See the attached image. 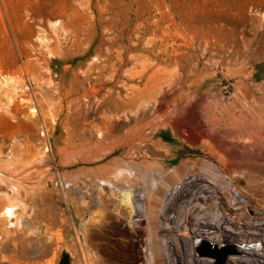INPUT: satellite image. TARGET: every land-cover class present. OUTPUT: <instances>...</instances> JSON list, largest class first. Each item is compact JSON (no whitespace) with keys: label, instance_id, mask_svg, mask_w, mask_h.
<instances>
[{"label":"rangeland","instance_id":"rangeland-1","mask_svg":"<svg viewBox=\"0 0 264 264\" xmlns=\"http://www.w3.org/2000/svg\"><path fill=\"white\" fill-rule=\"evenodd\" d=\"M163 93L183 99L133 100ZM157 114L146 144H117ZM221 146L225 162L264 173V0H0V264H62L64 254L70 264H165L146 244L153 228L180 254L183 232L161 229L174 226L167 215L190 231L196 257L238 255L232 238L199 235L217 231L204 223L212 217L184 221L190 206L215 214L223 189L254 202L218 165ZM195 166L216 170L221 187L207 177L199 198L165 209ZM162 172L174 180L158 191ZM256 205L242 210L261 221ZM250 230L263 233L257 248L264 231Z\"/></svg>","mask_w":264,"mask_h":264},{"label":"bare ground","instance_id":"bare-ground-1","mask_svg":"<svg viewBox=\"0 0 264 264\" xmlns=\"http://www.w3.org/2000/svg\"><path fill=\"white\" fill-rule=\"evenodd\" d=\"M182 99L183 97L181 95L165 94V93L160 94V95L154 94V95H147V96L145 95L144 96L143 95L133 96V100H137L138 102L141 100L148 104L149 103L155 104L156 102H159V101H165L167 103H173V102L175 103L177 101H181ZM161 116L162 114H159V115L157 114L156 116L152 117L151 119L145 122H140L139 120H136L135 123L131 124V126L125 130V134L121 137V140L117 142V144L119 143L118 145L120 144L127 145L133 142L141 143L144 141L146 144V142H148L151 139V135H150L151 131L148 129L150 127V124L152 122H157L161 120L162 119L160 118ZM131 118H134V116H132ZM112 138L113 137L111 138L109 137L108 139H106V137L103 138L102 135H100L98 137V142H101V141L107 142V141H110ZM226 148H227L226 146H221V147L216 148L214 151V155H216V158L218 160V165L220 166L223 173L225 172L230 177V181L234 184L237 193L243 194V192L245 191H249L251 194L253 193L254 195H251V194L250 195L252 196V199L254 202H252V204H246V203L244 204L242 202H238L237 197L234 195V193L228 192L227 190L223 189L224 191L223 197L226 202H222L215 207L216 209L215 214H212L210 211H200L198 206H194V208L190 206L188 213L185 212L184 221L188 222L189 217H194L195 213L202 214V217L204 218L212 217L214 221L207 220L204 222L199 219L193 221V222H197L196 224H198V222L201 221V222H204L205 225L208 226L209 228L217 229V231H209L207 232V234L202 232L199 235H201L202 237L204 235L207 237H212L211 238L212 241L213 240L215 241L214 239L215 237L217 239H220L221 237H230L233 239L232 241L239 243L237 250L240 251L241 253H239L238 255L233 254V253L230 256L227 255V264H231L230 262H233L235 264H264V241L261 242V244H259L257 248L255 247L256 244L259 243L258 241H260L259 235H263V233L250 230V228H253V229L255 228V230L258 229V230L264 231V216L263 215L261 216L262 218L261 221H252L254 218L258 217V215H254L255 209L257 208L256 203H259L261 206H264V173L260 174V173H257L258 171L255 172L256 169H254L255 168L254 164L241 166V165H238L233 160L229 162H225ZM144 154L146 155V151H144ZM212 169L213 168L206 169V170L204 169L203 171H201L199 167H196V166L193 169H191L190 172L192 174H189L191 175L190 179L180 182L179 187L176 188V190L172 193V197L169 198V201L166 203L164 208L170 209L171 204L174 201L175 203H178L177 204L178 206L174 208V211L178 212L180 210L179 207L183 203L189 202V198H188L189 196H191L194 199L199 198L198 193L202 190L207 189V186H204L201 184L202 181L204 180L209 181L207 180V177L211 178L212 181H214L212 183L214 184L215 189L218 190V188L221 187V183L223 180L219 175L214 173L216 170L212 171ZM198 173H200L204 177H198L197 176ZM237 173L242 174L243 177L239 178L238 176H236L238 175ZM114 175L117 176V173H114ZM160 177L161 178L158 181L156 187H154V188H158V191H159V188H161V184H163V182L166 181L167 183H172L171 181L174 180V177H172L171 174L166 173V172H162ZM195 188L197 189L196 194L194 192ZM120 193L122 195V202L128 205L130 211H133L136 213L137 212L136 206H134L130 202V199L132 198L133 200L134 196L130 192L124 191V190H121ZM135 198H138L140 200V199H145L146 196L143 195L141 197L140 194H137L135 195ZM232 202H233L234 207H230V205L228 204ZM146 206L148 208L158 207V198L156 196H152L150 200L149 199L147 200ZM192 208L194 210H192ZM246 208H251L252 211H254V213H249V212H245L244 210H242ZM227 209L230 210V213H231L230 215H233V218L236 220L228 219L226 212H225V210ZM148 212L149 211H147V217L150 219L151 217L148 216ZM165 218L169 219L174 224V226H171V227L162 226L161 229L162 228L169 229L170 231H176V232L180 230L183 232L182 233L184 236L182 238L183 243H181L180 248L177 249L180 252V254L179 253L176 254V252L174 251V248L171 246L172 242L169 239L170 236H167V234H163V239L165 240V243H162L160 241V238L156 237L155 232H153V228L150 233L151 235L150 242L149 243L147 242L146 244V251H149L150 248H157L160 251L159 255L163 256L165 264H206V260H208V262L212 264L214 259L209 260L210 258L207 259L206 257H202V256L196 257L195 251H194V244L191 240L192 235L190 234V231L189 232L183 231L186 229V227L181 229L183 222H181L179 218L172 217L169 215H167V217ZM240 220L242 222H240ZM228 221L233 223L234 230L233 229L230 230V228L223 226V223L228 222ZM128 222H132L131 217H130V221ZM185 226H187V223ZM224 228H227L230 231H233L234 235L231 236L223 232ZM193 233L197 234V229L193 230ZM250 234L251 235L253 234V235L251 236ZM172 237L176 238L177 240L181 238L180 234L177 235V237L176 236H172ZM248 237H251V238L249 239ZM217 243H219L220 245V242H217ZM243 245L248 246V247L247 248L242 247ZM158 263H159V260L154 259L153 264H158ZM144 264H148V263H144Z\"/></svg>","mask_w":264,"mask_h":264},{"label":"water","instance_id":"water-1","mask_svg":"<svg viewBox=\"0 0 264 264\" xmlns=\"http://www.w3.org/2000/svg\"><path fill=\"white\" fill-rule=\"evenodd\" d=\"M228 249H214L212 251V255L216 258V264H222L224 261L225 256L229 253ZM62 264H70L69 256L64 254L61 258Z\"/></svg>","mask_w":264,"mask_h":264}]
</instances>
